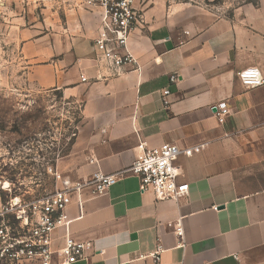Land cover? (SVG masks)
<instances>
[{"label": "crops", "instance_id": "obj_1", "mask_svg": "<svg viewBox=\"0 0 264 264\" xmlns=\"http://www.w3.org/2000/svg\"><path fill=\"white\" fill-rule=\"evenodd\" d=\"M134 8L142 23L117 52L136 65L119 76L94 45L101 6L75 26L48 16L17 33L32 85L79 107L77 132L53 168L73 183L116 175L169 143L181 151L174 165L188 192L156 201L133 175L104 194L84 188L66 209L69 226L53 232V250L68 234L89 244L76 264H264V83L246 90L238 78L256 67L264 81V1L229 14L168 0ZM220 103L230 111L222 123Z\"/></svg>", "mask_w": 264, "mask_h": 264}, {"label": "built area", "instance_id": "obj_2", "mask_svg": "<svg viewBox=\"0 0 264 264\" xmlns=\"http://www.w3.org/2000/svg\"><path fill=\"white\" fill-rule=\"evenodd\" d=\"M98 3L103 8L101 26L94 45L99 53V61L112 70L114 76L122 73V67L132 63L129 55H120L129 34L142 23V16L134 8L137 0H88ZM238 78L244 89L252 90L263 85L264 81L256 67L243 69ZM177 78L170 75L169 82ZM169 89L162 93V103L166 107ZM214 115L219 123L230 113L226 103L214 106ZM180 149L169 143L146 150L127 169L116 175L97 173L85 181L71 182L65 177L57 176L53 166L48 172L54 173L55 188L43 195L12 194L11 184L0 186L5 199L0 208V264H76L87 261L84 251L89 244L75 241L65 234L63 245L58 251L53 250L52 234L58 228H67L71 222L66 209L73 195L84 188L94 194H104L120 179L133 175L138 178L140 192H150L156 201L176 200L188 192L186 183H179V173L174 165ZM4 184V185H5ZM178 237L182 234L180 224L175 225ZM160 252L158 247L152 257L156 260Z\"/></svg>", "mask_w": 264, "mask_h": 264}, {"label": "rangeland", "instance_id": "obj_3", "mask_svg": "<svg viewBox=\"0 0 264 264\" xmlns=\"http://www.w3.org/2000/svg\"><path fill=\"white\" fill-rule=\"evenodd\" d=\"M168 1L229 14L241 4L264 0ZM96 6L88 0H0V186L11 184L12 194L27 198L55 188L54 173L47 169L69 150L79 125L78 105L63 101L57 91H40L28 80L17 33L48 16L75 26L81 12ZM0 195L5 199L1 190Z\"/></svg>", "mask_w": 264, "mask_h": 264}]
</instances>
